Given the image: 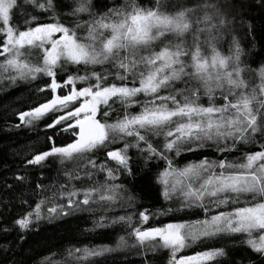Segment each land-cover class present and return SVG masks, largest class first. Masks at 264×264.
<instances>
[{"label":"snow or ice","instance_id":"6c2138e0","mask_svg":"<svg viewBox=\"0 0 264 264\" xmlns=\"http://www.w3.org/2000/svg\"><path fill=\"white\" fill-rule=\"evenodd\" d=\"M41 76L49 81L37 92L50 90V98L17 118L26 126L43 122L53 134L46 150L24 163L43 167L53 158L65 182L35 185L39 199L14 220L20 241L34 222L86 211L94 214L93 229L122 225L126 235L114 247L69 246L61 264H98L95 258L122 249L134 251L139 264L165 255L163 264H224V246L178 255L209 239L238 243L264 264V0H0V80ZM56 133L68 142L57 144ZM242 147L233 160L202 156L177 166L173 159ZM132 149L145 165L164 161L153 177L164 200L176 197L179 211L195 208L203 218L145 227L147 210L138 220L135 213L96 217V208L132 206L135 197L117 183L122 174L136 178ZM101 150L115 168L96 163ZM96 173L103 182L93 180ZM85 177L86 185L73 184Z\"/></svg>","mask_w":264,"mask_h":264},{"label":"trees","instance_id":"16d2710c","mask_svg":"<svg viewBox=\"0 0 264 264\" xmlns=\"http://www.w3.org/2000/svg\"><path fill=\"white\" fill-rule=\"evenodd\" d=\"M96 2L99 6L105 0H96ZM139 2L147 6L149 0H139ZM18 19L19 17L14 15L13 23ZM240 39L244 40L242 32L240 33ZM221 48L224 54H227L228 43L226 40L222 42ZM252 67H255V63L252 64ZM97 70H99V67H97ZM68 71H75V68L69 66ZM62 75V72L58 73V76ZM249 78L254 77L249 74ZM48 81L49 78L43 76L34 81L21 80L16 83L0 80V264H11L12 260H16L17 264H46L42 259L44 256H48L50 262L61 264L66 256L64 250L69 246L108 245L114 247L117 237L126 235L122 225H110L93 229L94 214L92 212L77 211L70 216L61 217L55 221L42 220L34 222L32 230L23 233L25 240H19L21 232L14 224V220L29 210V204L34 205L35 201L39 199V196L32 195L35 185L42 183L47 186L52 185L54 181L57 183L65 182L62 173L64 166L53 158H48L43 167L29 166L24 163L37 151L46 150V137L53 133L50 129H45L43 122H34L32 126L21 124L17 118V113L27 111L38 103L44 102L45 98H50V90H45L43 93L37 92V89L44 87L45 82ZM60 91L58 89V93ZM204 103H207L206 98ZM131 110L139 111V108L133 106ZM111 115L112 118H115L116 113ZM17 125L19 126L17 127ZM55 135L57 144L68 142L65 139L67 134L56 133ZM161 139L154 138V140ZM110 147H122V144L111 145ZM251 147L256 150L255 146ZM242 152L243 147L239 152L233 151L222 155L208 149L199 153H182L178 157L173 154V159L177 166H183L188 161L201 159L202 156H207L210 160L226 156L228 160H233L240 157ZM94 156L97 164L105 162L110 167H116L114 162L107 160L102 150L97 151ZM129 156L136 178L133 179L122 174L117 183L125 185L127 191L135 197L132 206L125 205L121 207L120 203L117 202L108 212L96 208V217L103 214L111 219L112 216L135 213L134 219L138 220L139 211L147 210L149 220L145 223V227H162L168 223L203 218V212L195 208L179 211L180 206L176 197L166 201L159 195L160 186L153 183V177L164 167V161L153 160L145 165L135 149L129 151ZM67 167H71V165H67ZM17 175L26 176V179L18 181L15 179ZM93 180L103 182V173L94 174ZM87 183L86 177L80 181H73L76 187ZM25 197L28 203H21V200ZM169 209H172V211H169ZM198 211L199 216L196 214ZM4 229H8V231H4ZM205 245L207 247L224 246L228 251V257L221 258L224 264H229V261L235 262L241 258H243L244 264H249V257L252 264H262L255 254L239 246L238 243H232L225 239H209L205 240L203 244L198 242L181 250L178 255H195L196 252L205 250ZM139 259L134 251L127 249L106 253L95 258L98 264H139ZM164 260H166V255L159 257L157 264H163Z\"/></svg>","mask_w":264,"mask_h":264}]
</instances>
